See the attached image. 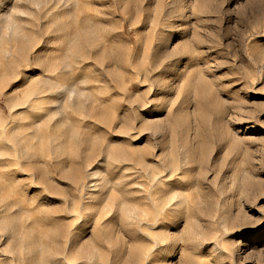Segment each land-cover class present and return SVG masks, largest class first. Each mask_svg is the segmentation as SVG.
I'll use <instances>...</instances> for the list:
<instances>
[{"label": "rangeland", "instance_id": "rangeland-1", "mask_svg": "<svg viewBox=\"0 0 264 264\" xmlns=\"http://www.w3.org/2000/svg\"><path fill=\"white\" fill-rule=\"evenodd\" d=\"M0 264H264V0H0Z\"/></svg>", "mask_w": 264, "mask_h": 264}]
</instances>
